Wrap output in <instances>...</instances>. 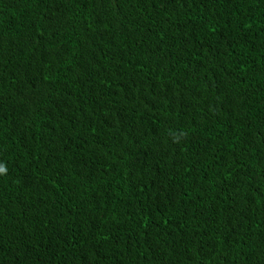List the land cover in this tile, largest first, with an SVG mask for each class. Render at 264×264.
<instances>
[{
  "label": "trees",
  "instance_id": "trees-1",
  "mask_svg": "<svg viewBox=\"0 0 264 264\" xmlns=\"http://www.w3.org/2000/svg\"><path fill=\"white\" fill-rule=\"evenodd\" d=\"M0 264H264V0H0Z\"/></svg>",
  "mask_w": 264,
  "mask_h": 264
},
{
  "label": "clouds",
  "instance_id": "clouds-1",
  "mask_svg": "<svg viewBox=\"0 0 264 264\" xmlns=\"http://www.w3.org/2000/svg\"><path fill=\"white\" fill-rule=\"evenodd\" d=\"M5 171H6V169H5V168H3V167H0V174H3V173H5Z\"/></svg>",
  "mask_w": 264,
  "mask_h": 264
}]
</instances>
